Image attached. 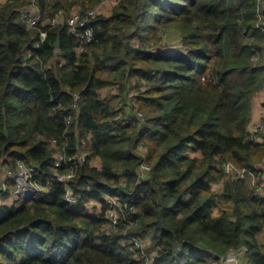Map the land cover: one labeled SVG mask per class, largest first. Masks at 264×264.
<instances>
[{
  "label": "trees",
  "instance_id": "obj_1",
  "mask_svg": "<svg viewBox=\"0 0 264 264\" xmlns=\"http://www.w3.org/2000/svg\"><path fill=\"white\" fill-rule=\"evenodd\" d=\"M36 1L47 33L38 49L39 27L19 11L31 0L0 5V162L35 164L49 190L0 205V264H213L204 251L243 249L239 264H264V197L251 176L261 181L264 143L249 132L264 89L260 2L117 0L89 19L94 41L79 54L67 24H48L63 4ZM99 2L82 1V14ZM105 88H116L119 104L103 99ZM84 142L87 161L70 181L83 197L71 205L55 176L69 168H54V154L72 157ZM139 145L151 166L144 177ZM227 161L249 175L233 180ZM104 192L136 209L120 210L114 229ZM90 200L100 211L88 210ZM223 204L232 210L214 215ZM135 237L149 241L144 252L128 242Z\"/></svg>",
  "mask_w": 264,
  "mask_h": 264
},
{
  "label": "built area",
  "instance_id": "obj_2",
  "mask_svg": "<svg viewBox=\"0 0 264 264\" xmlns=\"http://www.w3.org/2000/svg\"><path fill=\"white\" fill-rule=\"evenodd\" d=\"M260 2L261 9L259 11V19L261 21V28L264 32V0H258ZM109 0H100L96 6L88 10L85 14L82 12H73L67 14L66 10H59L55 16L48 22L52 27L67 24L70 32L78 39L80 42L77 47V52L80 54L87 50V46L94 41L93 29L88 25L89 19L95 18L97 15L101 14L102 9ZM20 17L25 22L28 28L43 26L42 22V12L35 5L34 0H31L30 4H26L20 7ZM47 33L42 28L39 27V39L35 43V48L38 49L40 45L46 39ZM26 57H31L32 52H27ZM132 117L130 115L126 118V123H130ZM253 129L249 130L250 139L253 141L264 143V120L259 123L254 124ZM138 151L143 155V160L141 161L138 173L140 176H146L151 170V166L145 160L147 155V148L139 145ZM88 153L85 150H79L78 153L72 157L66 156L64 153L56 152L54 154V168H59L62 165L68 166V171L63 174L57 173L55 176L57 179L64 184L65 187V199L71 204L75 205L83 197V193H76L73 191L70 181L75 177L78 165L84 164L87 161ZM262 166H264V158L262 163L255 166L256 170L260 172L261 181L264 179ZM223 172L230 176L233 180H241L249 175L246 169H240L232 162H224L221 165ZM38 172V166L35 164H30L22 160L17 161L14 168L2 164L0 162V205H3V197L7 196L8 191L13 192L14 204L19 205L21 203L29 202L32 199L43 197L47 194L49 187L43 185L39 179L36 178ZM252 181L256 187V192L259 196L264 197V185L258 180L255 174H252ZM262 183V184H261ZM14 185V188H12ZM103 199L108 205L106 212L107 218L109 220L110 229L116 228L119 222V211L129 209L131 213H135L136 209L133 205L129 204L127 201L123 200L119 195L113 194L111 192H104ZM12 205V206H13ZM129 243H133L137 248H141L144 252L146 242L141 238H128ZM204 254L208 259H212L215 254L210 251H204ZM151 257V255H149ZM217 257V255H216ZM216 259V258H215ZM146 264H153L152 259L146 261Z\"/></svg>",
  "mask_w": 264,
  "mask_h": 264
},
{
  "label": "rangeland",
  "instance_id": "obj_3",
  "mask_svg": "<svg viewBox=\"0 0 264 264\" xmlns=\"http://www.w3.org/2000/svg\"><path fill=\"white\" fill-rule=\"evenodd\" d=\"M7 1V0H6ZM5 1V2H6ZM51 3H55V2H61L63 4V7H65L66 9L68 8V10L66 11L67 14H70V13H73V12H81L82 9V1L84 0H49ZM4 2V3H5ZM35 2V5L37 6V1L34 0ZM117 3V0H109L108 4H106L104 6V8L102 9L101 13L104 14V15H109L114 7V5ZM3 4V3H0V5ZM65 4V5H64ZM45 23V22H43ZM175 42V37L173 35L169 36L167 38V44L169 45H173ZM133 91V90H132ZM101 94L103 95V99H109L112 103H115V104H119V100L115 99L113 96L114 94H117L119 95L120 93L119 92H116V88H105L101 91ZM135 94L134 92H131L129 94V97L133 99H135ZM126 108V111H127V115H128V111H129V108H131L129 106V104L127 103L125 106ZM262 121V120H261ZM259 123V122H258ZM253 129V127H251V130ZM250 130V129H249ZM143 157V155H141ZM147 157V155H146ZM264 184V183H263ZM12 188H14V185H12ZM65 188V187H64ZM223 189V185L222 183H219V184H213L212 185V190L215 192V193H221L222 190L220 191V189ZM15 194L11 191H8V194L7 196H4L2 199H3V202L2 203H8V201L13 198ZM89 202H87L88 204ZM88 208V207H87ZM89 210V209H88ZM93 210L94 211H91V212H94L96 213L97 210H98V207H93ZM231 211L232 210V205L230 204H223V205H218L214 208L213 210V213L214 215H217V214H220L221 211ZM90 211V210H89ZM260 239L261 240H264V233H262L260 235ZM147 243H146V247H147ZM212 253H214L213 251H210ZM244 249L238 254V255H235L234 253H230L227 257H216V254L214 256H212L213 258L212 259H209L213 262V264H239L238 261L242 258V255L244 253ZM216 258V259H215ZM241 261V260H240ZM240 264H243V263H240Z\"/></svg>",
  "mask_w": 264,
  "mask_h": 264
},
{
  "label": "crops",
  "instance_id": "obj_4",
  "mask_svg": "<svg viewBox=\"0 0 264 264\" xmlns=\"http://www.w3.org/2000/svg\"><path fill=\"white\" fill-rule=\"evenodd\" d=\"M6 0H0V3H4ZM65 5V4H64ZM64 10H68V8L66 9L64 7ZM261 120H264V89L260 92V94L255 98L254 102H253V109H252V116H251V122L249 124V129H251V127L260 122ZM83 150H85L87 152L88 149V145L84 142V145L82 146ZM92 164L95 165L96 167H101V160L99 158H95L92 161ZM262 171L264 173V166H262ZM264 176V174H263ZM262 183H264V179L261 181ZM261 183V184H262ZM264 185V184H263ZM222 190V188L220 189V191ZM14 198L11 199V201L9 200L8 203H2L4 205H8V206H12L14 204ZM87 207L90 211H94L93 207H98V211H100L101 209V205L98 201L95 200H90L89 203L87 204ZM218 215V214H217ZM145 242L148 244L149 241L145 240Z\"/></svg>",
  "mask_w": 264,
  "mask_h": 264
},
{
  "label": "water",
  "instance_id": "obj_5",
  "mask_svg": "<svg viewBox=\"0 0 264 264\" xmlns=\"http://www.w3.org/2000/svg\"><path fill=\"white\" fill-rule=\"evenodd\" d=\"M55 47L58 49L59 48V38L57 39V41L55 42Z\"/></svg>",
  "mask_w": 264,
  "mask_h": 264
}]
</instances>
